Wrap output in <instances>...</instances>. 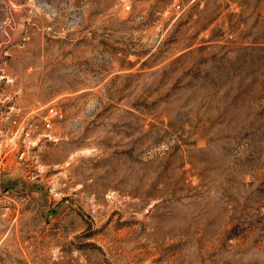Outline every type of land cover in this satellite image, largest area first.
Instances as JSON below:
<instances>
[{
  "label": "rangeland",
  "instance_id": "rangeland-1",
  "mask_svg": "<svg viewBox=\"0 0 264 264\" xmlns=\"http://www.w3.org/2000/svg\"><path fill=\"white\" fill-rule=\"evenodd\" d=\"M0 114V264H264V0H0Z\"/></svg>",
  "mask_w": 264,
  "mask_h": 264
},
{
  "label": "built area",
  "instance_id": "built-area-1",
  "mask_svg": "<svg viewBox=\"0 0 264 264\" xmlns=\"http://www.w3.org/2000/svg\"><path fill=\"white\" fill-rule=\"evenodd\" d=\"M10 110V109H9ZM49 113V117H55L57 116V112L55 109L50 108L48 110ZM3 117V118H2ZM0 118H2V122H3V128L2 131L4 130V134L6 135H10V136H14L18 133V131L21 129L22 131H24V121L21 120V122H18L17 119L12 118V117H7L6 115H2L0 114ZM43 128L45 130H49L51 128V124L47 119L43 120ZM1 134H0V147L2 145V143H4V139H2ZM0 155H1V151H0ZM5 157V156H4ZM3 157V158H4ZM2 160V161H1ZM0 160V163H5L6 161H3V159Z\"/></svg>",
  "mask_w": 264,
  "mask_h": 264
},
{
  "label": "crops",
  "instance_id": "crops-1",
  "mask_svg": "<svg viewBox=\"0 0 264 264\" xmlns=\"http://www.w3.org/2000/svg\"><path fill=\"white\" fill-rule=\"evenodd\" d=\"M21 110H22V109H21ZM22 111H26V110H22ZM9 141H12V140L9 139L8 142H9ZM9 162L11 163L12 161L10 160ZM13 167H14V166H13ZM13 167H12V168H13Z\"/></svg>",
  "mask_w": 264,
  "mask_h": 264
}]
</instances>
